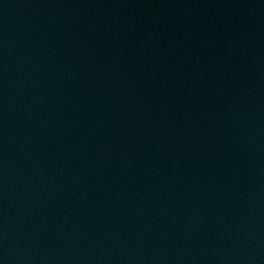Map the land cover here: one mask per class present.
I'll return each mask as SVG.
<instances>
[{
    "label": "water",
    "instance_id": "water-1",
    "mask_svg": "<svg viewBox=\"0 0 264 264\" xmlns=\"http://www.w3.org/2000/svg\"><path fill=\"white\" fill-rule=\"evenodd\" d=\"M0 264H264V0H0Z\"/></svg>",
    "mask_w": 264,
    "mask_h": 264
}]
</instances>
